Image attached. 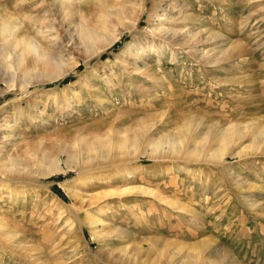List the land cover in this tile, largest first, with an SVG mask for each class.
<instances>
[{
    "label": "rangeland",
    "instance_id": "obj_1",
    "mask_svg": "<svg viewBox=\"0 0 264 264\" xmlns=\"http://www.w3.org/2000/svg\"><path fill=\"white\" fill-rule=\"evenodd\" d=\"M103 1L81 8L83 23H98ZM145 1L133 31L87 61L75 51L78 66L55 81L34 74L21 87L34 66L26 53L16 63L22 45L0 50V157L33 173L23 186L0 176L11 233L0 264H264V0H168L156 15L164 2ZM39 3L0 10L20 18ZM157 24L174 43L149 31ZM145 42L139 60L123 54ZM7 121L17 128L2 142Z\"/></svg>",
    "mask_w": 264,
    "mask_h": 264
},
{
    "label": "bare ground",
    "instance_id": "obj_2",
    "mask_svg": "<svg viewBox=\"0 0 264 264\" xmlns=\"http://www.w3.org/2000/svg\"><path fill=\"white\" fill-rule=\"evenodd\" d=\"M160 1H163L165 4L166 3L165 1L168 0H160ZM171 1L174 2L176 0H171ZM44 2L48 5L46 6L45 4L44 7H41L40 5H42L43 3L42 4L39 3L41 10L38 13L35 14L33 12H32L33 14L28 13V16H26L25 13L24 14L25 17L21 16L20 18L10 16L9 14L4 13L2 10H0V50L3 48L13 49V53L15 54L16 48L22 45L20 53L15 56L16 63L19 66H21L22 61L25 60L23 59L24 57L23 55L26 53L28 56V61L32 63V65L35 68L32 71H26V70L23 71V82L21 87H24L26 84H28L34 74L43 76V78H45V80L49 82L55 81L67 75L78 66V63L74 61L72 57L75 51L84 53L83 61H87L93 56H97L102 52L106 51V49L109 48L120 37V34L124 32H130L132 29L136 27V24L140 16L143 14L144 8L146 6L145 0H109L107 1L108 2L107 6L104 7V11H103L104 13L100 16L98 23L95 24L94 26H87L85 23H83L84 19L82 18L81 15V8L83 6L85 8L86 5L89 6L90 0H44ZM162 4L163 3L160 4L157 2V5L152 6L150 10L151 14L156 15L158 10H161L162 12H167V10H172L174 8V6L171 4H165L164 5L165 7H163ZM166 5H168L169 9L168 7L166 8ZM31 8L37 9V6L33 7V4L32 5L29 4L26 10ZM161 16H165L166 19V15L162 14ZM186 18H187L186 15L179 16L176 18L172 16L170 17V20L181 21ZM164 20H160V21L163 22ZM109 24L113 25L112 31H109V29H111L109 28L110 27ZM66 26H68V28H64ZM63 28H64L63 31L67 35L64 39L61 38L63 37V34L59 32V29H63ZM149 31L155 33L159 39L162 38V41L169 40L173 42L174 40L172 37L173 35L168 36V32H170L169 28H166L164 26L162 27V25L157 24L155 28H152ZM195 35L196 34H193L191 37ZM38 37H40L43 41L46 40L48 43H50L51 44L50 49L47 48L48 49L47 50L46 48H42V46L39 44V41H37L36 39ZM185 43L188 42L187 41L181 42L179 43V45L184 47L183 45H186ZM145 46L152 47V44L150 43L147 44L145 42L139 45L138 50L132 49L131 45H127L125 50L123 51V54H129L132 57V60L134 59L137 61L139 60V57H141L140 52H143L142 50L144 49ZM160 46H161L160 44H157L155 47L157 50L154 49V52L155 51L158 52ZM226 49L223 50L220 49L219 51L226 52L225 51ZM207 52H201V54L202 55L207 54ZM208 61L210 62L212 61V59ZM132 70H136L134 64L132 66ZM91 88L93 90V86H91L89 89ZM0 95H2V93H0ZM14 118L15 121H17L18 119L17 116H15ZM1 127L2 129L4 128V130L6 131H10L9 135H6L2 138L3 140L2 142H4L9 137H11L10 135L11 132L13 133L14 130L17 128L16 125L11 124L9 121L5 122ZM260 133H261V129H260ZM238 134L235 133L234 135L237 136ZM216 135L221 136V139L225 141V146L228 143V141H230V139L233 138V137H229L228 134L224 133L223 131L217 133ZM239 137L240 136H238V138ZM165 143L170 145L174 151H178V148L176 147V144H174V142L168 141ZM159 144L160 142H158L157 140L153 143L152 153L155 154L158 152ZM219 149L214 150V152H212V155H214V157L216 158H220L223 154L220 152ZM148 157L151 158L152 155ZM0 158H1L0 176L6 183L10 184L12 182L15 183L18 182L21 185V183H27V181L30 179V176L32 177L33 173L29 171L27 165H25V163L21 158L17 156L10 158L4 155L1 156ZM66 165L68 169H71V165H68V162L66 163ZM55 171L62 172L63 169L62 167L57 166V168H53L50 171L49 170L43 171L41 175L42 176L48 175L49 173ZM21 186H23V184ZM67 190L69 192V195H71L72 197L79 198L81 201L83 200V198L81 197V195L77 190H72L69 188H67ZM125 191L128 190L123 189V191L121 192L123 193ZM7 197L13 198L12 191H9L8 189H7ZM95 198L96 197H94V199ZM4 227H5L4 223L0 222V240L7 243L8 240H10L11 233L6 230H3ZM15 251H17V249ZM187 259L190 260V258Z\"/></svg>",
    "mask_w": 264,
    "mask_h": 264
}]
</instances>
